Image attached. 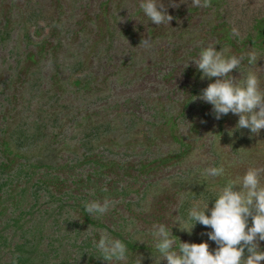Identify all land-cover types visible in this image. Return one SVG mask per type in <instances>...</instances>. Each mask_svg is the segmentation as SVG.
I'll return each instance as SVG.
<instances>
[{
    "label": "rangeland",
    "instance_id": "obj_1",
    "mask_svg": "<svg viewBox=\"0 0 264 264\" xmlns=\"http://www.w3.org/2000/svg\"><path fill=\"white\" fill-rule=\"evenodd\" d=\"M161 2L174 17L169 25L149 21L139 7L141 0H3L0 125L6 127L24 114L18 90L28 85L31 95L33 81L34 88L68 99L70 113L80 103L99 130L91 134L90 143L82 144L74 134L66 138L68 125L60 123L57 130L62 133L50 146L55 157H46L49 167L32 169L22 190L17 209L25 215L18 226L5 224L7 216L0 219L1 226L14 231L2 233L8 246L0 243V263L13 258L7 253L11 243H17L29 264H108L94 246L107 231L126 244L127 264H135L138 255L141 264H159L150 234L158 224L171 230L176 246L181 241L206 242L210 251L217 247L207 235L210 227L193 222L189 233L176 221H188L193 206L202 208L208 202L211 208L217 191L248 167H264V129L259 135L237 129V115L216 119L209 103L192 101L201 93L192 90L202 91L215 78H201L191 60L209 43H216L218 51L227 49L226 55L246 56L255 50L262 57L251 70L264 88V20L253 24L249 17L252 8L264 12V0H211L207 8L194 7L191 0ZM251 26L257 34L249 37ZM147 38L151 47L146 49L139 43ZM248 70L245 59L231 75ZM184 102V116L177 117ZM162 121L160 127L151 124ZM4 139L0 136V142ZM2 151L0 177L9 170L10 177L20 180L21 175L10 170L19 159L7 147ZM23 153L20 162L44 161L36 150ZM221 165L223 176L203 175L205 168ZM51 178L56 180L51 183ZM39 179L43 183L33 188L31 183ZM6 188L0 187V196ZM7 190L18 196L13 183ZM104 199L116 203L103 216L92 217L84 210L86 202ZM259 248L264 251V241Z\"/></svg>",
    "mask_w": 264,
    "mask_h": 264
},
{
    "label": "clouds",
    "instance_id": "obj_2",
    "mask_svg": "<svg viewBox=\"0 0 264 264\" xmlns=\"http://www.w3.org/2000/svg\"><path fill=\"white\" fill-rule=\"evenodd\" d=\"M194 7L207 8L211 0H191ZM173 7L178 5L173 4ZM143 14L155 25L167 24L174 19L168 14L161 0H141L139 4ZM238 35V30H232ZM143 47L150 48V40L143 39ZM216 43L202 46L198 57L192 59L196 68L202 73L201 78H215L214 82L192 96V101L203 100L212 106L216 119L232 113L238 116L237 129H248L253 135H259L264 129V88L261 87L259 75L251 70L257 59L262 57L255 50L245 55H226L227 49L215 48ZM247 59L250 70L238 71L239 77L231 75L234 69H241ZM188 62L183 68L188 67ZM225 174L223 165L208 167L203 171L206 177H220ZM264 167L250 166L243 175L230 179L217 191L212 207L208 202L201 208L193 206L188 212V221L178 219L176 224L181 230L191 233L193 222L210 227L207 233L217 247L210 251L206 242L189 243L172 239L171 230L164 224L153 226L151 236L155 249L166 264H261L264 251L259 248V241H264ZM238 187V190H237ZM106 191V189H105ZM115 201L104 199L102 202L92 200L84 204V210L92 217L103 216ZM206 212L208 214H206ZM249 218L251 225L249 226ZM77 219V218H73ZM72 220V219H71ZM143 242V241H142ZM94 246L99 257L111 264L113 261L127 264L128 248L124 242L112 238L107 231H102ZM245 252L247 255L245 256ZM142 256L138 255L135 264H141Z\"/></svg>",
    "mask_w": 264,
    "mask_h": 264
},
{
    "label": "trees",
    "instance_id": "obj_3",
    "mask_svg": "<svg viewBox=\"0 0 264 264\" xmlns=\"http://www.w3.org/2000/svg\"><path fill=\"white\" fill-rule=\"evenodd\" d=\"M2 4H3V0H0V5ZM235 6L238 7L239 4H235ZM250 13L251 14L249 15V17L251 18L253 24L256 23L258 19H261L260 21L263 22L264 12H262L261 9L252 8ZM261 22L258 23L257 26H260ZM254 33L257 34V30H255V28L251 26L247 36L250 37V35ZM10 45L14 47L13 44ZM8 50H10V48ZM63 74H65V72ZM70 75H72L73 77V73H71ZM14 82L15 80L13 79L11 84H14ZM23 82H26L27 84L30 81H23ZM73 83L76 85L78 84V81H74ZM27 86L28 85L22 88L20 87V89L18 90L20 93L19 103L21 108L23 109L24 114L18 116L15 122L7 123L6 127H4V125H0V136L5 138L0 142V154L4 155L2 149L3 147H7L8 152L12 156L17 157L19 159V162L16 161L14 162L10 170H13L16 175H21L20 180H14L12 177L9 176L10 171L8 170L5 172L3 179L0 177V187L5 184L8 188L9 184L13 183V188L18 191L17 192L18 196L15 197L13 196V193L15 192L13 193L9 192L6 188L4 193L0 196V219L7 216L3 220V222L5 224L10 223V225H17V226L21 217L25 215V213L17 209L19 203H21L22 200V196H23L21 195L22 190L24 191V186L27 180L32 176L33 173L32 169H36L38 167H40V169H42V167L44 168L49 167V165L44 163L46 157L48 156L55 157L54 151H51L52 148L50 146H51V140L55 138L58 135V133H62L61 131L59 132L57 130L58 127L60 126V123L62 122L64 125L65 124L68 125V127H66L67 130L65 129V134H64L66 138L74 134V137L75 136L77 137L76 141L82 144L90 143V140L92 138L91 134H93L95 130H99V127L97 125L90 124V121H92L90 119L91 117L88 114V111L82 108V105L80 103L76 104L74 107H71L74 108V111L70 113L68 112L69 109L68 106L70 105V101L68 99L66 101H62L63 100L62 94L58 95V93L54 91L53 93H50V91H47V89L45 88L38 90L37 88H34L35 84L32 81L31 84L32 92L31 95H29V92L27 91L28 90ZM192 91L195 94H199V92H201V90H192ZM80 95L83 96L84 93H81ZM74 102L76 101L74 100ZM185 110H186V103L184 102L179 107V112L177 114V117H183ZM164 116H165L164 114L159 115V117L162 118ZM151 124L152 125L155 124L156 126L160 127V125L164 123L162 121L160 123L151 122ZM173 126H174V122L170 127V132ZM102 128H104V125L102 126ZM130 128L131 125L130 126L128 125L126 130L128 129L130 130ZM34 143L37 144H35L30 148L28 147L29 144H34ZM20 149L22 151H20ZM23 149H26V152L30 151V149L36 150L37 153L42 155L44 161L41 162L39 161V159H37L35 165H33L34 164L33 162H27V163L20 162V159H23L25 156L23 153ZM164 157H168V155H165ZM15 164L17 167H15ZM151 164H152L151 167L153 168L154 165L152 160H151ZM55 180L56 179L51 178L50 182L53 183ZM41 183H43V180L39 179V182H32L31 186L33 188L39 187V184ZM42 187L44 188L45 185L43 184ZM4 195H6V199ZM3 200H5L6 202H2ZM32 205H34V203H32ZM16 211L17 213H15ZM95 221L96 219L94 218V220H91L89 223L92 225L95 223ZM1 225H2V221H0V239H1L0 243L8 246V243H5L6 236H4L2 233L4 232L5 234H8L10 233V231L11 232L14 231L10 227L7 228ZM176 247L178 248V246ZM20 248L21 246L19 244L11 243V251L7 254L9 257L13 256V258H10L5 264H29L28 261L21 258V254L18 252ZM23 261H25L26 263H23ZM0 264H4V263H0Z\"/></svg>",
    "mask_w": 264,
    "mask_h": 264
}]
</instances>
